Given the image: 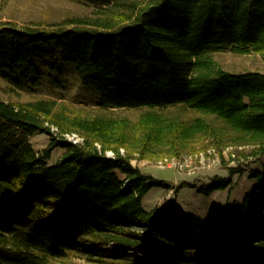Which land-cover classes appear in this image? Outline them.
<instances>
[{
  "label": "trees",
  "instance_id": "obj_1",
  "mask_svg": "<svg viewBox=\"0 0 264 264\" xmlns=\"http://www.w3.org/2000/svg\"><path fill=\"white\" fill-rule=\"evenodd\" d=\"M82 1L93 11L61 23L0 24V76L34 89L41 74L34 59L45 55L52 67L72 64L102 106L181 104L212 118L148 111L133 122L93 116L63 123L53 100L0 98V264H264V161L249 172L255 182L240 208L214 221L146 209L147 190L166 184L121 153L125 146L143 155L186 148L210 135L264 157V72H231L210 57L230 50L264 59V0ZM52 124L83 143L53 138L36 150L30 136L51 134ZM55 146L63 152L49 163ZM229 183L215 176L198 191ZM183 185L194 186L182 181L175 191Z\"/></svg>",
  "mask_w": 264,
  "mask_h": 264
},
{
  "label": "rangeland",
  "instance_id": "obj_2",
  "mask_svg": "<svg viewBox=\"0 0 264 264\" xmlns=\"http://www.w3.org/2000/svg\"><path fill=\"white\" fill-rule=\"evenodd\" d=\"M93 8L94 6L82 0H0V24L12 22L19 25L36 23L40 26H49L69 18L88 15ZM210 57L218 67L231 72L247 70L264 72V59L260 53L221 50L210 53ZM34 60L41 72L35 88L16 87L0 76L1 99L13 102L53 100L54 118L63 123L76 117L93 116L124 118L133 122L148 111L157 112L166 118L176 116L184 120L196 116L208 120L212 118L181 104L153 109L102 106L98 103L99 93L81 80L72 64L59 61L57 67H52L50 58L45 55ZM214 122L219 123L217 120ZM52 127H56L60 132L56 124H52L50 129ZM53 137V134L42 132L30 136L29 140L33 147L40 151L50 144ZM250 150L251 147L248 145L230 143L224 139L217 143L210 135L198 138L186 148L171 149L166 145L161 149L146 151L144 155L138 149L128 152L126 146L121 147L123 154L129 153L132 165L138 167L142 173L166 184L153 185L147 190L142 198V204L146 209L153 208L161 216L175 211H189L211 220H220L226 213L237 210L241 194L250 191L252 187L250 183L255 182V179L249 177V172L260 168L264 161L262 156H251ZM62 152L61 146H55L47 161L55 162ZM236 168H242L243 172H233ZM215 176L229 178L230 183L224 193L217 190L212 195H209L210 193L204 195L198 191V188H207ZM182 181L190 182L194 186L183 185L175 191ZM71 258L74 262L83 263L79 258L70 256Z\"/></svg>",
  "mask_w": 264,
  "mask_h": 264
},
{
  "label": "built area",
  "instance_id": "obj_3",
  "mask_svg": "<svg viewBox=\"0 0 264 264\" xmlns=\"http://www.w3.org/2000/svg\"><path fill=\"white\" fill-rule=\"evenodd\" d=\"M51 134L54 135V139H56L57 141H59L60 139H65V140H69L73 143H77V144H82L84 141V138L79 135L76 132H59L57 131L56 127H52V129H50ZM106 156L108 157H114V153L111 150H107L106 152ZM121 153H123V151H121Z\"/></svg>",
  "mask_w": 264,
  "mask_h": 264
},
{
  "label": "crops",
  "instance_id": "obj_4",
  "mask_svg": "<svg viewBox=\"0 0 264 264\" xmlns=\"http://www.w3.org/2000/svg\"><path fill=\"white\" fill-rule=\"evenodd\" d=\"M63 150V149H62ZM253 179V178H252ZM254 180V179H253ZM253 181H251V186H252V184L254 183H252ZM227 188H224V189H217V190H219L220 192L221 191H223V193H224V191L226 190ZM217 190H214V191H217ZM214 191H212L209 195H212V193L214 192ZM248 191H245L244 193H242L241 194V196H240V198H239V201H238V204H237V210L240 208V205H241V200H242V198H243V196L247 193ZM176 212V211H175ZM178 212V211H177ZM170 215V214H169ZM204 217V216H203ZM205 218H208V217H205ZM209 219V218H208ZM214 221H219V220H214Z\"/></svg>",
  "mask_w": 264,
  "mask_h": 264
},
{
  "label": "water",
  "instance_id": "obj_5",
  "mask_svg": "<svg viewBox=\"0 0 264 264\" xmlns=\"http://www.w3.org/2000/svg\"><path fill=\"white\" fill-rule=\"evenodd\" d=\"M157 213V212H156ZM158 214V213H157Z\"/></svg>",
  "mask_w": 264,
  "mask_h": 264
}]
</instances>
